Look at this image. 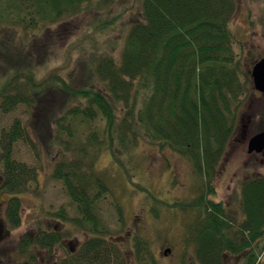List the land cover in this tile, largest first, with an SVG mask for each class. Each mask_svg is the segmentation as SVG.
Returning <instances> with one entry per match:
<instances>
[{"label": "trees", "instance_id": "obj_1", "mask_svg": "<svg viewBox=\"0 0 264 264\" xmlns=\"http://www.w3.org/2000/svg\"><path fill=\"white\" fill-rule=\"evenodd\" d=\"M114 1L7 0V5L12 8L11 15L13 8L28 14L29 19L20 18L26 29L32 22L44 25L45 21L71 17L81 12L83 5L106 10ZM137 4L139 17L130 23L118 59L92 55L66 77L41 78L37 70L43 55L38 48L44 40L33 38L20 48L25 43L19 45L14 34L8 33L16 32L14 26H0V33L5 34L0 57L11 64L0 87V110L6 113L24 106L32 125L28 130L15 119L8 129L0 131V193L8 195L3 201L7 220L12 227L20 225L18 195L27 191L38 175L37 169L13 157L15 143L27 142L37 159L48 157L47 150L54 148L60 159L52 177L62 180L78 212L77 217L69 218L60 209L55 217L91 233L58 264H127L117 244L107 239L97 216L96 203L109 189L105 175L95 169V159L106 144L130 182L131 174L120 154L130 157L146 138L160 150L187 159L202 180L201 192L182 209L193 216L183 240L194 246L196 264H224L225 254L242 252L245 264H264V257L259 259L257 253L264 251V243L258 244L264 241V176H251L240 183L241 217L236 213L230 219V208L206 198L213 193L216 167L236 134V111L242 100L255 92L232 49L229 24L237 0H138ZM119 19L120 15L113 16L108 26ZM26 20L28 24L23 25ZM78 75L83 78L77 79ZM77 120L80 124L102 121L103 127L93 126L86 135L80 134V145L76 146L73 134ZM114 145L118 149L114 150ZM73 150L80 157L71 158ZM156 201L157 206L152 204L155 212L161 206V201ZM177 203L162 207L166 210ZM34 234L24 233L17 243L19 254L31 261L35 259L32 248L52 251L62 242L56 229L40 228ZM134 246L141 255V241Z\"/></svg>", "mask_w": 264, "mask_h": 264}, {"label": "rangeland", "instance_id": "obj_2", "mask_svg": "<svg viewBox=\"0 0 264 264\" xmlns=\"http://www.w3.org/2000/svg\"><path fill=\"white\" fill-rule=\"evenodd\" d=\"M137 2L115 0L110 10L100 7H93L92 10L91 5H83L78 14L64 16L53 23L45 21L43 25L40 22L28 24V20L22 21L23 25L28 24L25 29L20 18L29 19L28 14L13 8L15 12L11 15L9 12L12 8L7 5V0H0V26L4 28L5 23L14 26L16 32L8 30V33L14 34L19 45L25 43L20 48H25L33 38L44 40L38 48L43 55L37 70L41 78L52 75L66 77L67 72H77V65L92 55L107 54L118 59L128 27L139 17ZM115 15H120V19L108 26ZM229 26L235 60L250 77L254 61L264 57V0H237ZM26 34L27 39L23 38ZM4 35L0 33V42ZM10 66L4 56L0 57V87L9 76ZM76 77L80 80L83 78L80 75ZM240 78L244 80L243 75ZM249 86L252 88L251 79ZM15 119H19L28 130L29 127L32 129L28 123L29 112L20 105L10 112L0 110V131L8 129ZM236 124V134L216 167L211 183L213 193L206 197L230 208L227 212L230 219L236 213L237 217H241L238 192L242 180L255 175L264 176V153L247 152L249 139L264 130V94L254 92L242 100L236 111ZM93 126L101 130L103 122L80 124V120L75 121L73 141L76 146L80 145V134L86 135ZM107 147L106 144L102 146L95 159V169L105 175L109 189L96 203L97 216L107 239L117 244L127 264H151L149 259L158 264H196L194 246L184 244L183 240L186 226L193 218L182 211L184 203L197 196L202 185L191 163L170 150H160L144 138L130 157L120 154L122 164L132 177L129 182L126 172L123 174L121 167L115 164L112 152ZM114 147V150L118 149ZM47 151L48 157L37 159L27 142L18 141L14 145L13 157L37 169L38 175L36 180L29 183L27 191L18 195L22 204L19 226L9 224L3 203L8 195L0 193V264H23L25 261H29V264H58L67 252L76 250L88 236L87 233L91 234L87 228L73 227L55 217L60 209H64L69 218L77 217L78 212L62 180L52 177L55 162L60 159L56 150ZM70 155L71 158L80 157L76 150L71 151ZM155 199L161 201V206L156 209L158 213L152 207V204H158ZM164 201L171 205L175 201L178 203L165 210L162 207L166 204ZM40 228L59 230L62 242L52 251L32 248L35 259L31 261L27 255L19 254L17 243L24 233L33 235ZM136 241H141V255L136 253ZM263 243V240L258 242L259 246ZM167 248L170 252L164 254ZM257 253L259 259L264 257V251ZM244 257V252L225 254L224 264H245Z\"/></svg>", "mask_w": 264, "mask_h": 264}, {"label": "water", "instance_id": "obj_3", "mask_svg": "<svg viewBox=\"0 0 264 264\" xmlns=\"http://www.w3.org/2000/svg\"><path fill=\"white\" fill-rule=\"evenodd\" d=\"M251 77L254 89L264 93V58L259 59L254 63L251 69ZM248 153H259L264 149V131L253 135L247 143ZM170 250L166 249L164 254Z\"/></svg>", "mask_w": 264, "mask_h": 264}]
</instances>
